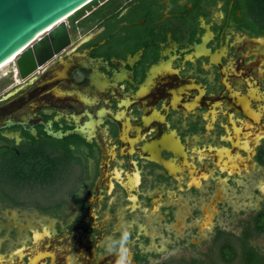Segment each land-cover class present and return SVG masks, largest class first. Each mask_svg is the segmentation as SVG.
Segmentation results:
<instances>
[{
	"label": "flooded vegetation",
	"instance_id": "af4514ba",
	"mask_svg": "<svg viewBox=\"0 0 264 264\" xmlns=\"http://www.w3.org/2000/svg\"><path fill=\"white\" fill-rule=\"evenodd\" d=\"M64 23L0 75V264H114L122 227L131 264L191 254L187 223L264 180V0H93Z\"/></svg>",
	"mask_w": 264,
	"mask_h": 264
},
{
	"label": "water",
	"instance_id": "95a60500",
	"mask_svg": "<svg viewBox=\"0 0 264 264\" xmlns=\"http://www.w3.org/2000/svg\"><path fill=\"white\" fill-rule=\"evenodd\" d=\"M90 1L0 0V65L14 55L11 60L14 61L20 76L26 77L36 67V62L57 53L68 41L64 19ZM48 29H50L48 34L42 36ZM260 135H264V132H259L255 139ZM244 165L247 168V164ZM248 178V181L241 182L239 190L235 192L237 195L235 202L230 199L223 218L217 217V221L211 223L210 214L206 213V218L187 223V227H191L188 232L191 243L207 237L216 224L221 226L235 213L256 205L264 197V180L258 184L261 194H256L253 189L256 184L255 178L250 176ZM211 211L210 209L209 212ZM182 230L183 228L178 227L176 235H180ZM151 243L153 248L158 247L159 244L165 246L164 239H158L156 242L152 238ZM84 256L83 253L74 250L72 255L69 253L65 256L66 263L87 264Z\"/></svg>",
	"mask_w": 264,
	"mask_h": 264
},
{
	"label": "trees",
	"instance_id": "16d2710c",
	"mask_svg": "<svg viewBox=\"0 0 264 264\" xmlns=\"http://www.w3.org/2000/svg\"><path fill=\"white\" fill-rule=\"evenodd\" d=\"M90 3L88 2L74 11L70 16H75L78 11ZM262 233H264V208L250 215L249 220L242 224L238 236H233L226 231L217 232L214 243L209 246L205 258H190L188 261L180 260L175 264H214L216 260L230 264L236 259H238L239 264H264V253L249 242L252 237Z\"/></svg>",
	"mask_w": 264,
	"mask_h": 264
},
{
	"label": "rangeland",
	"instance_id": "374dc122",
	"mask_svg": "<svg viewBox=\"0 0 264 264\" xmlns=\"http://www.w3.org/2000/svg\"><path fill=\"white\" fill-rule=\"evenodd\" d=\"M10 65H12V62H9L7 65L2 67L0 69V75L2 74V72L9 69ZM262 206H264V197H262L261 200L256 205L242 209L237 213H235L231 218H228L226 222H224L221 225V227L224 228V231L231 233L233 236H238L241 232L242 224L247 220H249L251 214L253 215V213H255L257 210L264 208ZM213 237L214 234H210L207 237L203 238L202 240L194 242L195 246L193 250L191 249V254L188 252L174 250L173 252L165 255L162 258L166 259L169 264H175L180 260L188 261L191 258V255L196 253L200 254V256L198 255L199 257L197 258H203L205 254L209 251L210 248L209 246L213 244V240H212ZM249 242L252 244V246L257 247L262 253H264V233L256 237H252ZM213 255L215 256V253H213ZM214 264H224V263H222L219 260L218 261L216 260ZM230 264H239V261L238 259H236Z\"/></svg>",
	"mask_w": 264,
	"mask_h": 264
},
{
	"label": "clouds",
	"instance_id": "9594fccd",
	"mask_svg": "<svg viewBox=\"0 0 264 264\" xmlns=\"http://www.w3.org/2000/svg\"><path fill=\"white\" fill-rule=\"evenodd\" d=\"M130 240V231L127 227L120 229L119 238L109 235L101 242L104 251L115 257L114 264H131L130 250L128 243Z\"/></svg>",
	"mask_w": 264,
	"mask_h": 264
},
{
	"label": "bare ground",
	"instance_id": "6f19581e",
	"mask_svg": "<svg viewBox=\"0 0 264 264\" xmlns=\"http://www.w3.org/2000/svg\"><path fill=\"white\" fill-rule=\"evenodd\" d=\"M41 34V33H40ZM12 58H14V55H12ZM11 57L9 58V59H7L6 61H4L1 65H0V69L2 68V67H4L5 65H7L10 61H12L11 59H12Z\"/></svg>",
	"mask_w": 264,
	"mask_h": 264
}]
</instances>
